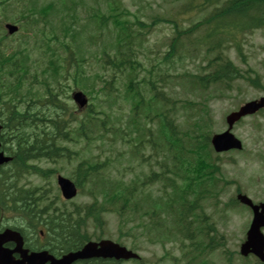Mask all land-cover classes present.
<instances>
[{
    "label": "trees",
    "instance_id": "1",
    "mask_svg": "<svg viewBox=\"0 0 264 264\" xmlns=\"http://www.w3.org/2000/svg\"><path fill=\"white\" fill-rule=\"evenodd\" d=\"M212 5V11L206 13L200 21L189 28L182 29L177 21L172 22L175 34L171 39L168 51L163 57V59L167 61L171 59L176 55L178 47L182 45L183 37H188L192 34L193 30L198 29L201 25H207V33L204 38L206 40H213L214 42L206 46L204 51H216L215 58L210 60L214 62L213 69L207 75L192 73L181 74L182 79L191 83L193 87L196 86L201 89H205L209 84L216 85L217 81L223 86H229L230 81L234 77L239 76L238 70L233 73L235 67L230 61L221 60L222 57L220 55L222 54L219 47L226 41H238L236 33L242 32L243 29L248 30L253 26L255 27L256 25L264 23V0H187L184 7L185 10L191 9L202 12ZM78 8H80L81 11H79ZM83 10H86L87 13L85 17H82ZM0 12L4 17L8 15L11 19H16L23 28V32L19 34L21 39L18 40L17 46L15 47H13V44H5L6 42L4 41L9 36L0 28V123L2 127L6 129L1 136V141L3 148L13 155L10 167L12 168V166L15 165L14 169L10 167L8 169L11 170V174H9L8 171L6 174L1 175L0 178L1 210L4 209L5 206L9 207V199L16 203L17 200L21 198V191L24 190L23 186H20L18 182L15 183V181L12 180V174L20 176L27 170V158L29 156L36 157V155L51 151L52 142L56 140L57 137L63 135L62 127L67 119L65 114L68 109L66 102L57 96L49 86H47L44 92L47 96L44 101L50 102L52 108L49 106L48 111L50 112L47 113L46 117L44 112L46 109L42 107L43 104H39L41 99L38 97V95H40L38 91H33L28 88V96L26 98L23 95L20 98L16 97V94L23 85V78H19L18 73L20 71L28 72L30 69L29 59H31V54L25 45L31 43L35 51L36 49L38 50L39 47H42L40 51H43L45 54L42 55L44 56L43 64L48 65L47 68L44 67V70L45 72L51 70V76L55 83H60L59 78L66 80L70 77L74 85L75 83L81 82V84L85 86L84 89L90 92V89L92 90L96 87L95 81L89 80L87 82L80 78L79 80L77 77L78 74L75 75L70 73L66 65L71 64V61H73L71 58L78 56L74 55V50L78 52L82 51L78 41L74 42L75 48L71 47L72 38L77 34V28H75V26L77 25L78 28L81 29V32H83L87 30V27L91 23L92 26H94L97 20H104V15L99 12V9H94L91 5L85 4L84 0H58L56 8L54 6V1L50 0L45 3H40L39 0H29V3L4 1L1 4ZM115 20L117 22V18ZM139 24L144 25L141 21H139ZM87 32L89 31L87 30ZM120 40L121 38L119 35L118 38L114 39V43L121 44ZM195 40L196 39H194V41ZM202 43L203 40L193 43L195 45L194 50H200L198 47L201 46ZM56 46L58 47L54 48ZM114 49L115 56L113 59H102V67L112 68L114 70L123 66L124 69L130 67L132 68L130 71H133L140 65L139 61L135 60L136 55H139L138 48L120 46ZM238 51L240 52L239 49ZM117 55H120L124 59H117ZM130 59L131 64L127 66L126 63L129 64ZM61 61L66 64L64 66L65 71L60 70L59 63ZM78 61L81 62L82 57H80ZM73 62L75 63L76 61ZM133 63H135L136 67ZM76 65L81 67L77 62ZM155 72V69L152 68L149 71L148 78L143 77L135 84H133L132 75L129 79V89L132 98L135 99L140 95V90L138 89L139 85L148 86L144 89V91L147 92L146 96L148 101L154 103L158 102L161 106V110L159 111L161 113L156 115L158 116L159 122V128L158 131H156L158 132L157 137L156 134L152 137H156V141L162 138L164 140V146L173 152L181 146L184 137H187L191 131L187 129L180 130L178 126H174L172 121L166 116L167 111L164 112L162 110V107L164 105H170L171 101L163 92L157 90V83L154 78ZM158 73L159 72H157L156 75L162 79L161 75ZM113 74H115V71ZM12 76H14V78L10 80ZM97 77L101 78L99 74H97ZM114 77L115 75H113L112 80ZM109 81L110 79L101 81L103 83L102 87H107ZM135 89L137 91H133ZM93 92H96V89H94ZM30 94L34 96L30 98ZM3 96H5V98H3ZM2 99L5 101H2ZM172 108L173 106L171 109ZM31 109L33 110L31 111ZM171 109H169V111ZM51 110L53 111L51 112ZM72 116L71 113V118ZM48 122L50 123L49 129L46 128ZM202 124H200L198 120H195V130H198ZM54 127H56V129H54ZM148 142H152V140L150 139ZM154 145L155 142L152 146ZM204 148L205 145L203 146V149ZM53 149L55 150L58 148L54 146ZM199 182L200 181L196 184L201 187V185H198ZM120 187L121 183H114L109 185L108 189L113 191L114 195L122 197L123 203L117 207V209L122 210L124 206H131L133 203L128 196L122 194ZM17 193L18 195L15 196ZM26 197L27 194L22 198L21 202ZM33 206V202L28 201L26 208L30 209ZM93 211L94 208L91 207L89 213Z\"/></svg>",
    "mask_w": 264,
    "mask_h": 264
},
{
    "label": "rangeland",
    "instance_id": "2",
    "mask_svg": "<svg viewBox=\"0 0 264 264\" xmlns=\"http://www.w3.org/2000/svg\"><path fill=\"white\" fill-rule=\"evenodd\" d=\"M88 4H91L90 0H85ZM178 0H120V3L123 5V10L126 9L129 11V13H125L121 15V19H126L130 23L134 22V17H139L140 19L149 22L150 17L157 15L158 17H166L169 18L174 15L177 7ZM171 4V8H168ZM168 8V9H167ZM100 10L103 11L106 15L111 13V9L109 5L107 4L106 0H102L100 4ZM206 11L202 12L201 14L194 15L192 14V21H195L199 16L205 15ZM189 15V12H184L183 17V27H186L190 24V20L186 19ZM191 21V22H192ZM132 28L139 29L136 25H132ZM143 32V36H145V43L143 47L141 45L139 46V55L135 57V60L139 61L140 68L136 72V76L134 77V82L140 79L141 76L149 74V70L152 69V65L156 67L157 65L160 66L159 71H167V74L165 76V81L161 82L159 84V89H161L163 92L172 94L173 98L176 99H196V97L193 95V93L185 91L182 89V83L179 84V80H181L179 77L181 72H192L197 70L201 65H204L206 63V60L211 58L212 54L210 55H203L204 52H200L197 56L189 57V55H182L183 53H179V55L182 56V60H174L172 63H166L162 62L161 55H163L167 43L169 41V38L171 36V28L170 24L166 22H159L155 24L152 28H149L148 31H146L145 28H142L140 30ZM105 32V30H104ZM202 30L199 31L198 34H200ZM21 30L18 32H15L14 34H11V40H20V34ZM81 38V37H80ZM103 39H106V35H104ZM100 38L97 39L92 44V47L96 48L98 47V44L100 43ZM243 47L244 55L243 57L241 55H237V51L230 47V42H224V48L223 52L227 54L235 63H237L243 70L250 67L252 70L256 72V74L260 78V83L264 86V33L259 32L257 30L246 33L242 40H240ZM187 43V42H186ZM29 49V53L32 57H36L40 55L35 51V48L31 43L26 44ZM58 46L54 47L57 48ZM192 47V46H191ZM184 49H187V45L184 44ZM44 55V54H43ZM87 55V61L85 63V66L89 70H99L98 64L96 63L97 57L96 54H86ZM158 55V56H157ZM245 59V60H243ZM125 79L117 78L115 85H117L119 88L122 86L121 89L125 87V84L128 82L129 75H125ZM68 84H71V80L67 81ZM239 89L235 88L232 91H230V95L225 97H219L215 100H213L211 105V114H212V129L213 131L220 130L223 127V124L221 123L222 115L224 113L228 112L229 110L233 109L235 105L242 102L243 100L249 99L252 96H257L260 94L258 89L252 88L248 86L244 81L240 80L239 82ZM70 91V88L66 87L63 88L60 92H64L63 96ZM192 111H186L181 109L178 113V116H176L177 123H184L186 125V122H184L183 116H189L188 114ZM257 120V119H256ZM256 120L252 118H247L243 120L236 128L235 133L237 136L241 139H243L246 148H257L260 149L263 148L261 142L264 141V134L261 130H254L253 129V122ZM261 122V120H259ZM264 122L262 123V125ZM225 126V125H224ZM261 138V141L258 140V138ZM96 150V149H95ZM126 150H121V156L119 158L114 159V164L112 167V170L114 172L116 171L117 167H119L122 176L124 179H128L132 176V171H136V175L139 174L138 169L135 168V165H132L129 169L125 168L127 166H130L128 161L124 158ZM105 153H103L100 156V159L105 158ZM229 156H235L237 161H239V155L238 153H232ZM245 157H251L250 152L244 153ZM110 157H113L112 155ZM52 163H44L45 166H50ZM243 162L240 161L238 163H229V162H223V172L226 174V177H235L236 180H239V175H242L243 181L248 180V173H250L249 169H242ZM67 171L61 172V174H65ZM138 173V174H137ZM141 176V175H140ZM32 183H38V184H45L47 187L52 188V190H55V181L54 176H51L49 178V181L46 182L45 180L41 179L39 176L36 175H30L29 176ZM252 184L248 185H241L244 190H246L253 198L260 199L261 197H264V190L263 188L260 189L259 186H256L255 183H259L258 181L251 182ZM154 187V184L151 185ZM235 189V185H227V189L224 193V198H229L230 195L233 194ZM84 195L77 197L76 201H82L84 200ZM240 206V205H239ZM241 207V206H240ZM239 207V208H240ZM243 212V222L241 220V213L237 210L230 209L226 213L227 221L225 222V225L221 223L222 221V212L221 210H213L212 207H209L206 209L207 212H212L214 219L217 222V227L220 231H223L226 236L225 244L224 246L227 249L234 250L238 249L239 240L241 238L242 230H244L246 223L248 222V215L245 211L248 212L247 209L241 207ZM105 225H104V234L105 236H118V224H117V217L113 214H105L104 215ZM130 223H127L125 226H121L123 237L122 240L130 246L132 244V238H129V234L126 232L130 229L128 228ZM241 226V228H240ZM242 229V230H241ZM132 230V229H131ZM133 234L135 235V241L136 245H139L138 250L141 252L142 255L154 259L164 251H169V253L172 252H178L176 250V247L171 246L169 243L165 245V250L162 251V248L160 247L159 243H152L145 239L144 236H142L139 231L132 230ZM103 234V235H104ZM214 253V254H213ZM209 257L212 261H214L216 264H227V261L224 257V253L220 250H215ZM233 264H240L239 260L234 256V259L232 260ZM125 264H134V263H125Z\"/></svg>",
    "mask_w": 264,
    "mask_h": 264
},
{
    "label": "water",
    "instance_id": "3",
    "mask_svg": "<svg viewBox=\"0 0 264 264\" xmlns=\"http://www.w3.org/2000/svg\"><path fill=\"white\" fill-rule=\"evenodd\" d=\"M8 27H9L10 32H12L16 29V27H14V26H8ZM255 107L256 106H253L252 103H250V104H246V105L242 106L238 112L231 113L227 117L229 124L232 123L235 119L239 118L242 114L247 113V112H252V110H254ZM218 143H220L222 145L234 146V147L240 146L239 141L237 139L233 138V136L231 134H229L228 132H225L222 135H220ZM2 160L3 159L0 157V163ZM242 201L249 202L246 197H242ZM261 207H262L261 212L255 213V217H254V221H253V225H252V231L249 232L248 241L245 245L242 246V252L243 253L248 252V249H247L248 245L251 246L253 251H256L257 253H259L262 250L263 240H262L261 235L258 234V232H257L258 226L264 225V204H262ZM255 208H257V207H255ZM3 238H4V234L0 235V243L3 241ZM106 252L115 254L117 256H124V257H127L130 255L129 253L125 252L123 249L118 248V247L113 246V245L110 248H107ZM0 257H1V255H0Z\"/></svg>",
    "mask_w": 264,
    "mask_h": 264
}]
</instances>
